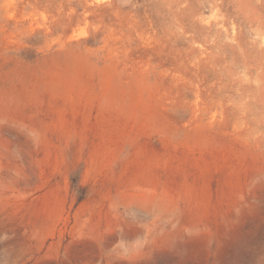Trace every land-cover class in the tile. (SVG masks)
<instances>
[{
	"label": "rangeland",
	"instance_id": "1",
	"mask_svg": "<svg viewBox=\"0 0 264 264\" xmlns=\"http://www.w3.org/2000/svg\"><path fill=\"white\" fill-rule=\"evenodd\" d=\"M0 264H264V0H0Z\"/></svg>",
	"mask_w": 264,
	"mask_h": 264
},
{
	"label": "trees",
	"instance_id": "2",
	"mask_svg": "<svg viewBox=\"0 0 264 264\" xmlns=\"http://www.w3.org/2000/svg\"><path fill=\"white\" fill-rule=\"evenodd\" d=\"M79 200H81V199H79Z\"/></svg>",
	"mask_w": 264,
	"mask_h": 264
}]
</instances>
